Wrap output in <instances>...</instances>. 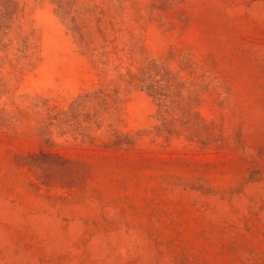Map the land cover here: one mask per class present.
Listing matches in <instances>:
<instances>
[{
  "label": "rangeland",
  "instance_id": "rangeland-1",
  "mask_svg": "<svg viewBox=\"0 0 264 264\" xmlns=\"http://www.w3.org/2000/svg\"><path fill=\"white\" fill-rule=\"evenodd\" d=\"M0 264H264V0H0Z\"/></svg>",
  "mask_w": 264,
  "mask_h": 264
}]
</instances>
